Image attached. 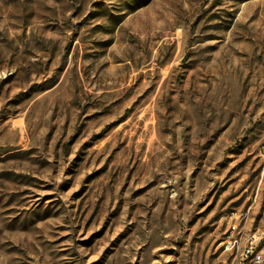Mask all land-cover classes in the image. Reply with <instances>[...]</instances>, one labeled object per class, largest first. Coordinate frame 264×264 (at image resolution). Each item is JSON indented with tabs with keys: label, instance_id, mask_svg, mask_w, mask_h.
<instances>
[{
	"label": "rangeland",
	"instance_id": "rangeland-1",
	"mask_svg": "<svg viewBox=\"0 0 264 264\" xmlns=\"http://www.w3.org/2000/svg\"><path fill=\"white\" fill-rule=\"evenodd\" d=\"M264 0H0V264H227L264 251Z\"/></svg>",
	"mask_w": 264,
	"mask_h": 264
},
{
	"label": "built area",
	"instance_id": "built-area-1",
	"mask_svg": "<svg viewBox=\"0 0 264 264\" xmlns=\"http://www.w3.org/2000/svg\"><path fill=\"white\" fill-rule=\"evenodd\" d=\"M262 151L264 154V145ZM226 221L221 246L231 256L227 264H264V251L260 247L252 249V242H260L261 233L246 228V213L232 210L227 214Z\"/></svg>",
	"mask_w": 264,
	"mask_h": 264
},
{
	"label": "bare ground",
	"instance_id": "bare-ground-1",
	"mask_svg": "<svg viewBox=\"0 0 264 264\" xmlns=\"http://www.w3.org/2000/svg\"><path fill=\"white\" fill-rule=\"evenodd\" d=\"M258 243L259 242H252V249H259Z\"/></svg>",
	"mask_w": 264,
	"mask_h": 264
}]
</instances>
